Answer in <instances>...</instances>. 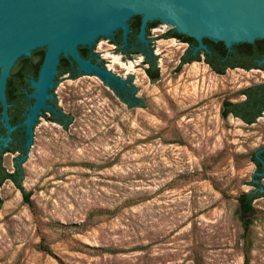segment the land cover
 Masks as SVG:
<instances>
[{
    "label": "rangeland",
    "instance_id": "374dc122",
    "mask_svg": "<svg viewBox=\"0 0 264 264\" xmlns=\"http://www.w3.org/2000/svg\"><path fill=\"white\" fill-rule=\"evenodd\" d=\"M175 28L151 30L156 82L143 56L94 44L107 69L132 77L141 107L93 73L61 77L65 124L38 120L22 162L29 200L11 181L0 189V264H264V201L248 241L236 214L254 190L264 115L253 125L221 115L264 70L218 75L203 57L180 68L190 45L162 37Z\"/></svg>",
    "mask_w": 264,
    "mask_h": 264
},
{
    "label": "water",
    "instance_id": "95a60500",
    "mask_svg": "<svg viewBox=\"0 0 264 264\" xmlns=\"http://www.w3.org/2000/svg\"><path fill=\"white\" fill-rule=\"evenodd\" d=\"M135 16L142 18L139 34L142 43H149L148 23L166 21L176 27L177 33L198 41L195 54L200 50L210 52L205 39L224 42L229 49L235 44H253L264 39V0H0V105L4 107L3 120L9 134L1 139L2 145H8L15 129L9 123L6 88L21 57L47 48L39 79L31 81L34 91L30 97L36 102L25 121L29 148L42 110L51 109L59 114L47 100L55 90L62 56L77 63L79 73H93L108 85L120 90L127 88L124 79L92 59H84L79 48L93 49L95 43L114 39L118 30L124 32V43L128 45L132 32L129 21ZM263 151L264 148L257 154Z\"/></svg>",
    "mask_w": 264,
    "mask_h": 264
},
{
    "label": "trees",
    "instance_id": "16d2710c",
    "mask_svg": "<svg viewBox=\"0 0 264 264\" xmlns=\"http://www.w3.org/2000/svg\"><path fill=\"white\" fill-rule=\"evenodd\" d=\"M133 33L131 34V41L134 42L137 34L140 32L141 17L135 16L131 19ZM159 21H155L149 25V33L151 28L159 25ZM118 39L122 40V30L117 34ZM162 37L171 38L175 37L179 40L186 42L190 45V48L184 54L180 68L183 65L190 64L193 62L201 61L202 57L206 58V61L216 62L215 71L219 75H224L231 65L232 67H237L236 64H231L232 61H242L248 62L245 66L246 69H259L264 70V39L256 40L255 43H239L232 46L231 49L227 48L224 42H215L209 39H205L204 42L208 46L210 52L206 50H200L196 55H194V47L198 46V41L186 35L178 34L175 30H170L165 33ZM80 52L84 55L85 52H89L90 49L87 46H81L79 48ZM47 51L46 47L38 48L32 53L40 54ZM124 53V52H123ZM44 55V54H43ZM46 55V54H45ZM30 57V56H29ZM28 56L21 57L15 64L11 71V75L8 79V88L12 89V85L19 78V64L29 59ZM88 57V56H86ZM224 60V61H223ZM68 59L63 56L60 65L59 80L64 75L68 74L69 69L67 66ZM150 65L147 69V74L153 82L160 79V70L158 68L157 57L154 59L147 58L146 62ZM73 77H77V74ZM240 95L244 97L240 101L225 100L222 105L221 115L223 118H228L229 116H234L239 118L244 123L248 125L255 124L259 118L264 115V82L250 85L240 91ZM61 124H65L64 120H61ZM262 149V148H261ZM260 150V149H259ZM258 150V151H259ZM256 151L252 155V162L256 165L257 171L254 175V180L251 183L254 186V190L249 192L241 193L238 198L237 205V218L241 223L243 228V238L247 241L251 236L252 227L254 225V220L256 216L255 202L262 199L264 201V151L257 154ZM13 182L16 187L22 191L26 201L29 200L30 194H28L23 188L24 172L22 168V162L15 161L14 170L9 171L5 166L3 159L0 157V189L7 182ZM2 202L0 194V203ZM48 253L51 250L47 246H42ZM108 252V250H103Z\"/></svg>",
    "mask_w": 264,
    "mask_h": 264
},
{
    "label": "flooded vegetation",
    "instance_id": "af4514ba",
    "mask_svg": "<svg viewBox=\"0 0 264 264\" xmlns=\"http://www.w3.org/2000/svg\"><path fill=\"white\" fill-rule=\"evenodd\" d=\"M129 23H130V29L132 30V32L129 34V37H128V45H125L124 43V36H123L124 32L123 31H122V40L118 39L117 37L118 32L121 30L116 31L115 38L109 39V40L112 41V43L116 46V48L119 49V52L126 57L139 56V55L143 56L144 65L146 66V73H147V69L150 68V65L148 63H145L146 59L148 57L151 59L156 58L155 52H154V44L151 38V32L149 33L148 31L149 25L153 22L148 23L147 28H146L147 30L146 40L149 41L148 44L142 43L140 41V38H139L140 32L137 34V37L135 38L134 42L131 41L130 38H131V34L133 33L131 20L129 21ZM141 24H142V18H141ZM157 26L152 27L150 30H153ZM171 38H175V37H171ZM171 38H167V39H171ZM195 48L196 47H194L193 50H195ZM45 54L46 52L40 53L39 55L32 53L29 59L24 60L19 64L20 76L16 80V82L12 85L13 86L12 89L9 90L8 83H7L6 98L9 104L7 112L9 116V123L12 127H15V129L10 134L11 139L8 142V145L3 146L1 139L7 138L9 134H8V128L6 126V121L3 120L4 107L1 104L0 105V157L3 159L4 163H5V158L7 156H12L14 159V162L16 160L18 162H23V157L26 156L28 153V148L26 147L27 140H28V131H27V125L25 124V121L29 117L31 108L36 102L34 98L30 97V95L34 91V89L31 87V81L33 79L35 80L39 79V75H40L42 64L44 62ZM80 54L84 59H87V60L92 59L93 63H98L100 66H103L106 68L105 61L99 58V54L95 51V47L93 49H90L89 52H85L84 55L81 52ZM193 54L196 55L195 53ZM62 57L60 59V64L58 65V75L55 78L56 84L59 82L60 65H61ZM203 58H204V62L208 65V67L213 72L216 73L215 60L214 62H211V61L209 62V61H206V58L204 56ZM67 59H68L67 66H68L69 72L66 75L73 77L74 75L79 74L77 63H73L72 60L69 58ZM230 63L236 64L237 67H232L230 65L227 70H234V69H243L246 71L255 70V69L248 70L245 68L248 62L232 61ZM108 70L112 72L113 74H115L111 69H108ZM115 75L120 77L117 74ZM124 80L127 82L126 89L120 90L115 85H108V86L111 87L112 90L117 94V96L128 106L141 107L142 101L137 97V88L133 84L132 77L125 78ZM50 93H51V97L47 100V104L56 108L59 114L54 113L51 109L42 110V113L38 116L37 121L40 120L42 117H46L49 121H54V122H58L59 124H61V120H63L65 116H62V108L58 104V99H57L58 97H57V94H55V90H52Z\"/></svg>",
    "mask_w": 264,
    "mask_h": 264
}]
</instances>
